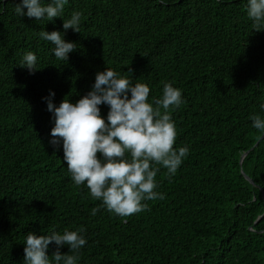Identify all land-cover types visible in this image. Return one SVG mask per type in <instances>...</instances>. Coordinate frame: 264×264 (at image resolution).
Listing matches in <instances>:
<instances>
[{"label": "trees", "instance_id": "16d2710c", "mask_svg": "<svg viewBox=\"0 0 264 264\" xmlns=\"http://www.w3.org/2000/svg\"><path fill=\"white\" fill-rule=\"evenodd\" d=\"M18 2L0 0V264H24L29 232L80 228L77 264H264V140L255 148L264 133L251 120L264 116V30L253 29L247 0H69L63 17L81 12L80 32H65L62 17H20ZM42 30L77 44L68 61ZM29 51L34 74L19 66ZM105 68L149 85V102L165 83L182 90L168 111L173 147L188 155L171 177L155 165L164 199L127 217L103 207L93 216L101 202L71 180L62 145L49 144L43 98L53 90L57 106L75 103Z\"/></svg>", "mask_w": 264, "mask_h": 264}, {"label": "clouds", "instance_id": "9594fccd", "mask_svg": "<svg viewBox=\"0 0 264 264\" xmlns=\"http://www.w3.org/2000/svg\"><path fill=\"white\" fill-rule=\"evenodd\" d=\"M69 0H19L15 13L36 21H54L63 17ZM26 10V11H25ZM247 16L253 21V29L264 30V0H247ZM81 12H73L64 19L63 29L80 32ZM65 33L42 30L39 36L53 47V55L68 61L76 50L75 42L66 41ZM38 57L34 52L23 55L19 66L34 74ZM56 93L50 90L46 101L52 114L54 127L49 144L63 149V160L75 185H85L93 200L100 201L91 214L100 207L121 217L147 210L145 201L164 199L156 191L155 165L167 169L169 177L175 175L188 155L187 147L174 148L176 126L169 113L183 103L182 90L171 82L165 83L162 96L149 102L150 87L133 81L120 73L105 68L97 72L91 90L75 103L65 99L59 106L54 102ZM101 105H107V116L102 115ZM264 112V104H260ZM163 109V112L161 111ZM252 127L264 133V116L251 117ZM99 154V155H98ZM83 228L37 235L29 232L25 238L24 264H77L78 252L87 244ZM56 251L49 256L51 244ZM68 246L72 254H64L61 248ZM51 257V258H50Z\"/></svg>", "mask_w": 264, "mask_h": 264}, {"label": "water", "instance_id": "95a60500", "mask_svg": "<svg viewBox=\"0 0 264 264\" xmlns=\"http://www.w3.org/2000/svg\"><path fill=\"white\" fill-rule=\"evenodd\" d=\"M264 140V135L261 137V139L258 141V143L256 144L255 148L259 146V144ZM247 156V154L242 158V161H241V165L243 164V161L245 159V157ZM245 178L251 182V184L254 185V181L251 180L248 176L245 175Z\"/></svg>", "mask_w": 264, "mask_h": 264}]
</instances>
